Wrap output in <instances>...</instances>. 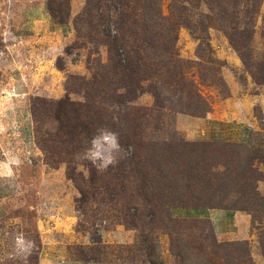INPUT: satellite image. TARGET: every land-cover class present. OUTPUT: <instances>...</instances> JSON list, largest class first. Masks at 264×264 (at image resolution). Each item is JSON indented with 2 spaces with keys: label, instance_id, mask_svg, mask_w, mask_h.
Returning a JSON list of instances; mask_svg holds the SVG:
<instances>
[{
  "label": "rangeland",
  "instance_id": "1",
  "mask_svg": "<svg viewBox=\"0 0 264 264\" xmlns=\"http://www.w3.org/2000/svg\"><path fill=\"white\" fill-rule=\"evenodd\" d=\"M173 1L160 0L169 19ZM197 2L182 0L183 19H171L177 39L175 55L165 60L169 71L143 81L140 94L120 90L91 103L86 84L109 54L73 24L86 0H0V264H264V0L236 6L238 31L247 34L244 44L235 43L239 49L230 38L234 28L217 19L215 2ZM66 98L101 111L100 125L78 150L59 131L55 114V103ZM128 114L138 118L131 132L124 128ZM207 115L249 121L255 129L249 144L205 146L199 169L211 180L200 190L213 193L212 208L252 216L250 238H218L208 219L178 216L174 209L199 203V189L192 190V206H180L188 201L180 181L168 195L161 184L144 186L137 176L151 155L156 168L168 170L159 161L162 151L176 159L183 151L198 157L177 144L188 140L180 123ZM98 129L119 135L117 161L130 157V183L104 187L98 178L111 166L101 171L83 159ZM126 135L130 144L123 146ZM140 140L158 145L148 151ZM78 185L92 197L82 199ZM20 235L32 241L30 254L18 251Z\"/></svg>",
  "mask_w": 264,
  "mask_h": 264
},
{
  "label": "trees",
  "instance_id": "2",
  "mask_svg": "<svg viewBox=\"0 0 264 264\" xmlns=\"http://www.w3.org/2000/svg\"><path fill=\"white\" fill-rule=\"evenodd\" d=\"M197 1L198 5L202 0ZM204 1L208 5L215 2L216 7L220 8L217 19L224 28H234L230 33V38L236 48L239 49L235 43L244 44L247 34L244 31H238L240 21H238L239 14L238 10L236 11V6L247 3L250 0ZM181 2L182 0L173 1L172 18L169 19L162 13L160 0H86L85 7L74 18L73 24L78 33L81 32L82 37H86L89 40H98L102 45H105L109 54L108 63L101 64L99 66L100 69L93 74L86 84V98L91 103L97 100V96H101L102 94L116 95V92L120 90L128 94H136V91H139L138 93L140 94L143 92L140 90L143 81L153 80L157 76H162L165 71L170 70V65L165 60H171L175 55L174 46L177 39L176 22L173 23L171 19L175 21L183 19ZM183 2H193V0H183ZM246 16L250 18V12H247ZM232 23L233 25H231ZM82 31L84 32L82 33ZM238 38H242L243 41H238ZM168 74L172 76V73ZM167 82L165 81V83ZM150 92L156 97V106L162 107L164 101L157 99L158 93L153 90ZM91 93H93L92 96ZM94 95H96L95 98ZM104 99L106 98L104 97ZM55 104L58 108L55 114L58 120H60L59 131H63L62 133L66 136L70 135V141L74 142L75 150H78L83 146L82 141L84 137H88L92 130L100 125L99 113L101 111L90 110L93 107L89 103L77 106L80 104H75L67 98ZM89 111L93 112V116L89 120H84V114L88 115ZM127 118L128 121H126L124 128L126 131L130 130L131 132L134 126L133 121L138 118L129 114ZM126 138L129 143H121L123 146L130 144V137L126 135ZM140 141V147L143 144L148 151H151L152 148L153 150L156 149L158 145L151 140ZM65 142L61 140L62 146H64ZM210 143L212 142H191L181 138L177 144L182 145L184 148L189 147L192 154L199 153V156L193 157L186 151H183L176 159V157L172 158L167 152L162 151L163 154L161 153L159 159L160 164L168 168V170L163 171V169L156 168V160L151 155L148 161H144V166L147 169L137 174L140 182L144 186L152 183L161 184V192L169 195L168 191L172 188L173 181H180L178 188L184 189L182 195L184 200H188L187 203L182 202L185 205L180 206H192L194 199L197 197L199 203L193 205V207H214L209 202L213 193L200 190L203 187H210L211 180L199 175L202 160L205 159L203 155L208 150L205 146H210ZM63 150L61 149V152H65ZM185 156L191 159L193 163L187 161V159L185 160ZM69 157L70 155H67L65 161ZM73 172L70 174L71 179L76 178L73 176ZM95 176L96 174H94ZM98 179L107 182L105 183L104 181V187L106 188H109L108 185L119 186L124 185V183L126 184V182L130 183V157L125 162L120 160L114 166L109 167ZM78 187L80 188L82 199L92 197L87 190L79 185ZM194 189H199L200 191L196 197L192 193ZM115 198L114 196H109L108 200H115ZM164 203L166 204V202ZM179 203L170 204L169 207L179 206ZM217 245L223 248L230 245V243L219 242Z\"/></svg>",
  "mask_w": 264,
  "mask_h": 264
},
{
  "label": "crops",
  "instance_id": "3",
  "mask_svg": "<svg viewBox=\"0 0 264 264\" xmlns=\"http://www.w3.org/2000/svg\"><path fill=\"white\" fill-rule=\"evenodd\" d=\"M180 127L188 140L233 142L249 144L255 131L249 121L224 118L216 115L183 119ZM178 216L208 219L218 236L227 240L247 239L252 236V216L245 211L231 208L174 209Z\"/></svg>",
  "mask_w": 264,
  "mask_h": 264
},
{
  "label": "clouds",
  "instance_id": "4",
  "mask_svg": "<svg viewBox=\"0 0 264 264\" xmlns=\"http://www.w3.org/2000/svg\"><path fill=\"white\" fill-rule=\"evenodd\" d=\"M121 145L118 134L108 129H98L88 143L83 153V159L95 166L98 170H106L114 166L117 161ZM16 247L21 253H31L32 241L26 240L23 235L16 239Z\"/></svg>",
  "mask_w": 264,
  "mask_h": 264
}]
</instances>
